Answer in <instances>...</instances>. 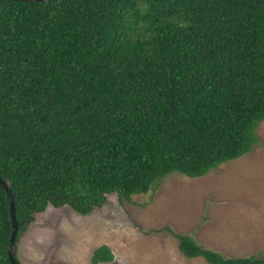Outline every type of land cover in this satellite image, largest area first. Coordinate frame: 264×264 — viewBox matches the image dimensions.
<instances>
[{"label": "trees", "instance_id": "1", "mask_svg": "<svg viewBox=\"0 0 264 264\" xmlns=\"http://www.w3.org/2000/svg\"><path fill=\"white\" fill-rule=\"evenodd\" d=\"M264 119V0H0V180L19 235L248 153ZM0 188V264L10 232ZM186 258H224L174 234ZM14 258L19 263L15 253ZM102 244L89 264L110 262ZM20 264V263H19Z\"/></svg>", "mask_w": 264, "mask_h": 264}, {"label": "rangeland", "instance_id": "2", "mask_svg": "<svg viewBox=\"0 0 264 264\" xmlns=\"http://www.w3.org/2000/svg\"><path fill=\"white\" fill-rule=\"evenodd\" d=\"M255 135L248 153L200 177L172 172L129 201L108 193L83 216L47 205L17 239L19 263L89 264L104 244L113 258L98 264H207L184 257L174 234L224 258L264 256V119Z\"/></svg>", "mask_w": 264, "mask_h": 264}, {"label": "water", "instance_id": "3", "mask_svg": "<svg viewBox=\"0 0 264 264\" xmlns=\"http://www.w3.org/2000/svg\"><path fill=\"white\" fill-rule=\"evenodd\" d=\"M25 1H48V0H25ZM0 188H2L5 191V195L7 199V212L11 227L6 245V255L9 264H19L14 258V252H15L14 239L17 231V223L14 217L13 200L9 189L7 188L6 184H4L1 180H0Z\"/></svg>", "mask_w": 264, "mask_h": 264}, {"label": "crops", "instance_id": "4", "mask_svg": "<svg viewBox=\"0 0 264 264\" xmlns=\"http://www.w3.org/2000/svg\"><path fill=\"white\" fill-rule=\"evenodd\" d=\"M35 215H36V213L33 215V219H34ZM32 221H33V220H32ZM32 221H31V222H32ZM31 222L27 225V227H26L25 229H27V228L30 227L31 225H32V227L37 228V227L35 226V224H32ZM38 238H39V237H38Z\"/></svg>", "mask_w": 264, "mask_h": 264}]
</instances>
